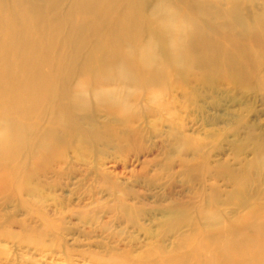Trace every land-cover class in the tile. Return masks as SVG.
Instances as JSON below:
<instances>
[{
	"label": "rangeland",
	"instance_id": "374dc122",
	"mask_svg": "<svg viewBox=\"0 0 264 264\" xmlns=\"http://www.w3.org/2000/svg\"><path fill=\"white\" fill-rule=\"evenodd\" d=\"M24 1L37 9L31 34L57 66L58 89L35 109L26 144L0 167V264H162L169 257L215 264L227 250L224 232L262 257L253 242L264 227V0H163L191 6L187 16L202 17L206 41L191 37L180 66L166 61L169 83L148 73L138 88L116 90L123 111L94 97V85L85 106L70 101L78 81L93 75L87 57L95 39L86 31L78 43L77 0H0L12 21L0 41L18 28ZM125 1L99 0V34L117 29L107 19ZM159 1L139 3L149 13ZM231 9L252 30L229 28Z\"/></svg>",
	"mask_w": 264,
	"mask_h": 264
},
{
	"label": "bare ground",
	"instance_id": "6f19581e",
	"mask_svg": "<svg viewBox=\"0 0 264 264\" xmlns=\"http://www.w3.org/2000/svg\"><path fill=\"white\" fill-rule=\"evenodd\" d=\"M125 3L126 5L120 14L116 16L112 15L107 19L108 22L113 23V25L118 24V27L116 26L117 29H115L113 32L109 31L110 34L104 37L99 34V23L101 22L97 21L96 18L98 15L103 13L101 2L99 3V0H77L75 15L77 18V23L80 24V28L77 27L80 29L78 43L82 44L85 42L87 39L84 35L86 31H92V37L95 39V41L91 44L92 50L87 57V64L92 68L93 75L91 74L92 76L82 77L76 84L75 89L72 91V93H70V101L75 103L78 107H83L86 105L87 92L91 85H94L92 90L94 97L105 100L112 110L122 109L123 111V96L119 97L116 90L119 88L124 89L126 87L136 88V86L138 88L141 78L144 75L146 76L148 73L153 75V80L156 81V83H169L171 80L166 70V61L175 62L177 67L180 66L185 53H187L189 50V39L194 36L196 38L201 37L200 42L206 39L205 23L202 20V17H199V15L194 17H189V15L187 16V12H189V8L191 6L184 10V6L171 5L167 4L163 0H160L155 4H152L150 7V12L147 13V11L143 12V7H141L139 0H126ZM32 4L27 3V1L22 2L18 7L20 8V11L17 9L19 11L18 16L12 11L17 18L18 24L16 25L18 26L16 27L18 28L13 30L12 35L7 38L6 43V39L5 41H0V167L5 166L7 160L12 158L18 147H22L26 144L25 140L27 131L34 127L32 119L34 117L35 109L44 100V98L50 94V91L52 94L54 89H58V87L55 86L57 79L53 80L54 76L57 77L58 74L57 66H51V61H47L49 59V53H47L48 51L41 52L40 43L35 40L31 34L32 28L37 30L39 26L38 19L40 20L37 9ZM13 5L15 6V2ZM38 6H40V4ZM235 10L232 11L231 9L228 15L225 16V18L228 19L230 25L229 28L232 30L239 29L241 33H246L249 30H252L250 29L251 25L249 26L243 17L238 16L237 14L239 13L236 14ZM11 22L12 21L10 19H7L5 16H3V11L0 6L1 39L5 36V33H7L8 29L11 28ZM43 23L45 25L44 21ZM260 23H258V25ZM253 25L254 24H252V26ZM255 25L257 26V24ZM208 33L211 34V32ZM186 40L187 42H185ZM6 45H10L8 48L9 50H6ZM193 57H196L195 54ZM201 57H203V54ZM200 60L201 59H199V61ZM107 84L117 85L114 88L110 87L109 85L106 86ZM162 90L163 87L156 89L155 97H158L162 93ZM259 211L261 212V210ZM251 213H253V211ZM213 215L215 214L213 213ZM252 215L254 217H252ZM252 215H249L250 217H245V219H250L251 217L253 219H257V215H254V213ZM262 215L264 216V214ZM214 218L216 219L217 217ZM214 218L213 223L210 222L209 224L211 225L208 224L209 227L215 225L214 223L218 222V218L216 222ZM245 219L241 221L244 226H246L244 223ZM261 220L264 219L262 218ZM221 221L223 224V218H221ZM249 221H251V219ZM261 222L262 224L264 223L263 221ZM224 225L226 230H228L225 223ZM233 225L235 226L236 223H232L230 227H233ZM238 225L240 226V224H237L236 226ZM240 227L243 226L241 225ZM240 227V233H242ZM250 229L248 230L250 231ZM220 231L221 232L218 233H222V230ZM230 231L232 235L234 230L232 231L230 228ZM222 234H224V237L221 236ZM222 234H220V238L222 241L224 240L222 243L223 245L225 244V246H227V250L225 253L220 254L219 256L217 255L216 260L219 262V264H264V255L261 257L260 254H257V251H254L256 248L253 250L252 248L234 244V239V242H231L232 240H227L229 235L227 237L225 232ZM258 234L259 238L257 237L258 239L253 243L257 244L258 247L259 245L262 246L264 254V227L260 233L258 232ZM251 236H248V238ZM218 240L219 237L217 241ZM200 241L201 240H199V242ZM207 241L208 240H206V242L202 241L201 244H207L208 247L212 246L208 245ZM252 241H254V239ZM248 243L250 242L248 241ZM201 244L199 243V245ZM213 245H215V243ZM198 248H200V246ZM196 258L197 257L194 259ZM166 259L164 258L165 261ZM169 259L170 257L166 261V264H178L177 262L181 260L171 259L172 261L170 262ZM186 259L187 257L183 259V261ZM190 259L186 261L190 263ZM164 260H162V264H165ZM217 262L215 264H218Z\"/></svg>",
	"mask_w": 264,
	"mask_h": 264
}]
</instances>
